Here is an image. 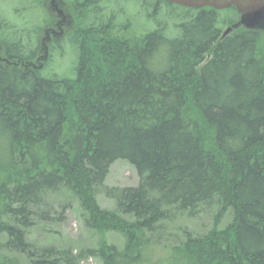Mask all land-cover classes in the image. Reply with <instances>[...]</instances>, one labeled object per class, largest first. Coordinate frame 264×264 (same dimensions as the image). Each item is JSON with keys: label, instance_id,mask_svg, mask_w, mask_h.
Instances as JSON below:
<instances>
[{"label": "trees", "instance_id": "trees-1", "mask_svg": "<svg viewBox=\"0 0 264 264\" xmlns=\"http://www.w3.org/2000/svg\"><path fill=\"white\" fill-rule=\"evenodd\" d=\"M157 1L176 34L160 18L145 30V17L142 36L107 34L88 17L68 76L28 69L41 25L0 16V264H264V33L239 25L234 7ZM118 159L133 166L136 186L104 185ZM60 188L87 228L120 233L122 247L29 242L42 194ZM211 207L203 233L165 229Z\"/></svg>", "mask_w": 264, "mask_h": 264}, {"label": "rangeland", "instance_id": "rangeland-1", "mask_svg": "<svg viewBox=\"0 0 264 264\" xmlns=\"http://www.w3.org/2000/svg\"><path fill=\"white\" fill-rule=\"evenodd\" d=\"M45 14L44 3L41 5L39 0H36L34 3H32V0H0L1 18H4L6 21L8 20L10 23H13L18 27L23 26V22H25L29 26V29L35 23L41 25L42 28L39 33V41L41 44V51L39 50L40 54L44 51L41 37L44 35ZM48 15L52 18L50 13H48ZM230 15V13L222 11V17H224L225 20L227 19L226 17ZM145 18L147 20L145 22V30L152 28L155 24L154 20L160 18L162 23H165V20L167 21V33L170 35L176 34L173 27V20L166 19V17L156 14V12L152 13L150 8L146 11ZM253 28L264 33V22ZM50 52L48 59L44 61V66L39 68L40 71L47 75L56 74L58 76H68L71 72V66H73V47L66 46L63 50H51ZM15 63H18V65H15ZM8 66L23 68L17 60H14V65L8 64ZM3 142L4 140L0 135V147ZM1 163H6V160L1 158L0 154V164ZM137 182L138 176L133 166L126 160L118 159L109 166L104 185L127 187L136 186ZM96 200L101 208L112 209L114 206L113 202L106 198L100 191L96 193ZM214 210V207L205 208L201 211L202 214L200 213L197 218L191 219L182 217L177 221L164 223L165 229L174 234H178L183 227H186L188 230L195 233H203L212 224L211 215ZM34 211L31 226L26 230V238L35 246H54L57 248L68 247L73 251H77L80 249L97 247L102 241L107 244H113L118 248L123 245L124 240L120 233L115 231L96 232L87 228L83 222V212L77 199L66 189L60 188L56 192H46L42 194L41 205ZM43 213L44 216H42ZM228 219V215H224L219 226L222 227L225 225L228 222ZM2 239L3 236L0 235V240ZM152 241H156L154 235ZM158 243L156 244L160 247L155 244L153 245V248L157 250L156 255L158 254L159 256L162 254V244L167 242L164 241V239H160ZM79 264L102 263L94 256H85L80 260Z\"/></svg>", "mask_w": 264, "mask_h": 264}, {"label": "flooded vegetation", "instance_id": "flooded-vegetation-1", "mask_svg": "<svg viewBox=\"0 0 264 264\" xmlns=\"http://www.w3.org/2000/svg\"><path fill=\"white\" fill-rule=\"evenodd\" d=\"M36 0H32L34 3ZM44 3V31L41 37L44 51L37 54L32 66L28 69L41 68L47 60L49 51L63 50L64 47H73L81 25L88 17L95 21V26L111 33L115 26L116 34L125 35L131 29L136 35L142 36L143 20L146 11L150 8L152 13L158 10L157 0H39ZM42 7V6H41ZM52 15V18L50 15ZM88 24V22L86 23ZM90 24V23H89ZM111 27V29H110ZM75 49V45L73 47ZM39 64V65H38Z\"/></svg>", "mask_w": 264, "mask_h": 264}, {"label": "water", "instance_id": "water-1", "mask_svg": "<svg viewBox=\"0 0 264 264\" xmlns=\"http://www.w3.org/2000/svg\"><path fill=\"white\" fill-rule=\"evenodd\" d=\"M180 6L201 8L204 6L212 7L217 10H223L234 7L239 14L238 24L253 28L264 22V0H164ZM231 28L227 27L222 36L230 32ZM32 66V63H27Z\"/></svg>", "mask_w": 264, "mask_h": 264}]
</instances>
